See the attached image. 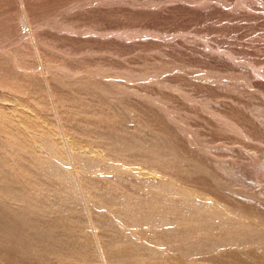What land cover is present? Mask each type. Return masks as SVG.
<instances>
[{
    "label": "rangeland",
    "instance_id": "1",
    "mask_svg": "<svg viewBox=\"0 0 264 264\" xmlns=\"http://www.w3.org/2000/svg\"><path fill=\"white\" fill-rule=\"evenodd\" d=\"M0 264H264V0H0Z\"/></svg>",
    "mask_w": 264,
    "mask_h": 264
}]
</instances>
